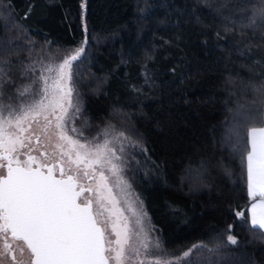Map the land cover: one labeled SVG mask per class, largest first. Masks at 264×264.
I'll return each instance as SVG.
<instances>
[{
    "label": "trees",
    "instance_id": "16d2710c",
    "mask_svg": "<svg viewBox=\"0 0 264 264\" xmlns=\"http://www.w3.org/2000/svg\"><path fill=\"white\" fill-rule=\"evenodd\" d=\"M261 6L0 0V60L11 61L15 81L6 95L27 82L26 66L83 47L74 61V127L100 141L111 127L132 131L124 173L159 241L157 258L171 264H264V231L251 225L254 200L233 151L236 133L259 126L264 112V26L254 17Z\"/></svg>",
    "mask_w": 264,
    "mask_h": 264
},
{
    "label": "snow or ice",
    "instance_id": "6c2138e0",
    "mask_svg": "<svg viewBox=\"0 0 264 264\" xmlns=\"http://www.w3.org/2000/svg\"><path fill=\"white\" fill-rule=\"evenodd\" d=\"M254 17L264 26V6ZM83 51L62 62L26 66L21 75L27 82L14 88V98L5 87L15 84L12 63L0 60V254L10 255L13 264H23L15 253L23 255L25 248L29 264H171L157 258L159 241L150 238L142 202L133 204L123 178L116 154L123 146L117 149L113 141L124 134L109 139L105 129L101 142L71 126L80 111L71 68ZM259 120L244 136L236 133L233 151L249 196L259 197L250 208L251 225L264 230V112ZM227 240L237 243L232 235Z\"/></svg>",
    "mask_w": 264,
    "mask_h": 264
},
{
    "label": "rangeland",
    "instance_id": "374dc122",
    "mask_svg": "<svg viewBox=\"0 0 264 264\" xmlns=\"http://www.w3.org/2000/svg\"><path fill=\"white\" fill-rule=\"evenodd\" d=\"M66 57H68V56H66ZM63 58H65V57H63ZM63 58H53V57H48V58H46L45 60H40L39 61V63L40 62H42V63H45V64H47V63H49L50 61H56V62H62V59ZM36 62V61H35ZM39 63H34L36 66H37V68L39 67ZM71 75H72V81H71V84H72V86L74 87V82H73V78H74V61L72 62V68H71ZM73 96H74V98H78L77 96H76V93H75V88H74V92H73ZM74 102H76V99H74ZM78 105H79V109L81 108V104H80V102H79V98H78ZM71 111V110H70ZM78 115V114H77ZM77 115L75 116V119H76V117H77ZM75 119H74V121H73V123H72V127H74V123H75ZM114 129V132H111V130H113ZM109 130H110V135H109V139H112V135H118L119 133H123L124 134V137L126 138H120V140H114L113 141V145L117 148V149H119L120 147H121V144H122V146H123V152L121 153L120 151H117V156H120L121 157V159H122V161H123V163H122V167H123V173H122V175H123V178H124V180L127 182V184L129 183V180H128V178H127V176L125 175V173H124V164H125V160H124V152L126 151V149L127 148H132V147H130V146H134L135 145V142H134V140L136 141V139H135V137H134V134L132 133V131H130V130H125V129H116V128H109ZM69 134H72V133H69ZM105 137H103V139H104ZM103 140H101V142H102ZM51 149H49V151H50ZM106 175L108 174L107 172L105 173ZM129 185V184H128ZM114 191H119V189H114ZM128 191L131 193V188H129L128 189ZM131 199H132V202H133V204H135V201H134V198H133V196H132V193H131ZM143 220H144V227H145V229L146 230H151L150 229V227H149V225H148V222H147V220H146V217L144 216V218H143ZM150 238H151V231H150ZM0 247H2V244H0ZM16 256H17V259L18 260H20V261H22L23 262V264H29V261H30V253L28 252V250L25 248L24 249V252H23V255H21V253H20V251L19 250H17L16 251ZM0 264H13V262H12V260H11V258H10V255H3V254H0Z\"/></svg>",
    "mask_w": 264,
    "mask_h": 264
},
{
    "label": "crops",
    "instance_id": "0c3cea01",
    "mask_svg": "<svg viewBox=\"0 0 264 264\" xmlns=\"http://www.w3.org/2000/svg\"><path fill=\"white\" fill-rule=\"evenodd\" d=\"M258 200H259V197H257V199L256 200H254V202L252 203V204H254V203H257L258 202ZM251 204V205H252ZM250 208H251V206H250ZM250 217H251V213H250ZM264 231V230H263Z\"/></svg>",
    "mask_w": 264,
    "mask_h": 264
}]
</instances>
